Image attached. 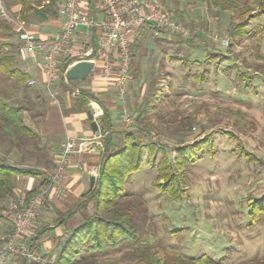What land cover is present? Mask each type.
<instances>
[{
	"label": "rangeland",
	"instance_id": "rangeland-1",
	"mask_svg": "<svg viewBox=\"0 0 264 264\" xmlns=\"http://www.w3.org/2000/svg\"><path fill=\"white\" fill-rule=\"evenodd\" d=\"M160 1L187 35L158 29L168 38L160 47L159 95L149 111L157 129L151 138H136L164 148L168 164L179 175L169 186L174 192L158 191L151 182L162 153L151 165L144 152L141 168L126 186V193L139 195L146 205L144 237L155 249L163 246L183 257L207 254L237 264L264 255V216L252 224L247 215L248 201L264 196V0H226L231 8L224 9L214 5L216 0ZM4 2L15 19L17 1ZM243 21L247 25L232 35V27ZM5 38L0 36V47ZM143 73L142 85H135L145 97L126 110L133 120L130 126L121 121L126 131L137 130L134 116L152 90L148 63ZM193 142L200 147L195 158L178 167L175 148ZM5 207L0 238L10 229L8 201ZM5 226L8 231L2 232Z\"/></svg>",
	"mask_w": 264,
	"mask_h": 264
},
{
	"label": "crops",
	"instance_id": "crops-1",
	"mask_svg": "<svg viewBox=\"0 0 264 264\" xmlns=\"http://www.w3.org/2000/svg\"><path fill=\"white\" fill-rule=\"evenodd\" d=\"M98 5L99 0H81L82 9L96 21L102 18ZM20 10L21 4H15L13 11L17 17L14 20L23 21L24 29L36 39L52 38L61 29V19L58 14L45 22L26 21L20 17ZM9 13L11 14L10 11ZM12 29L15 32L13 37L16 38L14 40L11 37L5 38L4 42L11 41L15 45L13 63L15 71L12 77L0 76V99L10 104L16 102L22 106L23 122L32 130L34 137L28 136L21 143L14 144L0 130V157L17 166L31 167L42 172L40 177L17 178L15 195L25 194L28 190L41 186L42 179L48 180L46 185L39 188V191L46 190L45 199L31 226L28 240L32 252L56 257L66 237L80 226L85 216L92 213L93 203L87 200V195L91 191L89 176L93 175L96 180L106 150L122 147L126 130L123 128L120 116L124 110H132L134 106L136 107V103L144 100V91L138 90L135 83L142 85L140 80L145 75L143 73L145 63H148L147 76L149 78L158 76L160 68L158 61L163 59L160 47L165 43L162 42L163 39L168 37L164 31L158 30L161 28L153 24H145L137 31L131 44H133L132 51L135 50L138 56L136 63L128 71L124 85L125 93L121 97L116 85V67L109 76H104L102 61L97 58L99 27L97 24L80 27L73 38L72 46L81 54L72 58V62L89 60L93 66L83 80L69 83L65 77H61L53 82L50 87L51 95L45 86L41 56L38 54L35 58L23 59L19 54L21 43L17 22ZM136 40L140 41L138 47ZM110 56L116 61L112 53ZM72 62L68 67L73 64ZM114 65L116 66L117 62H114ZM15 74L24 75L25 81H16ZM31 79L35 80V83L28 85L27 81ZM53 96L58 100L52 99ZM91 102L98 104L103 112L98 119V129L95 132L92 131L87 116ZM102 116L105 117V128ZM94 135L99 137L94 139ZM67 137L77 141L92 140V147L80 153H71L59 182L50 185L49 175L56 166L58 155ZM6 228V226L1 228L2 232H7ZM14 264H22V262Z\"/></svg>",
	"mask_w": 264,
	"mask_h": 264
},
{
	"label": "trees",
	"instance_id": "trees-1",
	"mask_svg": "<svg viewBox=\"0 0 264 264\" xmlns=\"http://www.w3.org/2000/svg\"><path fill=\"white\" fill-rule=\"evenodd\" d=\"M5 1L8 2V0ZM16 1L21 4L19 14L22 19L45 22L57 16L58 6L62 0ZM42 1H47V3L39 7ZM4 4L7 9L10 8L9 4L5 2ZM214 5L218 7L222 5V9L231 8L226 0H216ZM260 11L264 10L260 9ZM243 15L246 16L247 14L243 13ZM245 25H247L245 21L234 25L231 34L235 35L238 27ZM0 31H2L0 36L5 35L7 38L15 35L6 20L0 19ZM139 42L136 40L137 47L140 46ZM1 45L3 46L0 47V73L12 77L15 71L13 68L15 45L11 41H5ZM132 45L129 47V70L136 63L138 56L135 50L132 51ZM4 47L7 49L3 51ZM71 62L72 60L63 61L60 65L62 78V73ZM14 78L16 81H25V76L22 74H15ZM151 80L152 90L150 89L151 92L144 104L142 103V108L134 116L137 130L125 132L121 148L108 149L104 152L95 184L87 195V200L93 203V211L85 216L80 226L66 237L56 254V264H231L226 257L214 259L207 254L183 257L173 250L166 251L163 246H158L155 249L144 237L145 224L148 219L146 205L139 195L126 193V186L131 175L142 166L144 152L149 153L147 161L151 165H154L157 154L162 153L158 164L155 165L157 176L151 182L158 191L174 192L173 185L171 188L169 186L176 181L179 175L174 173L171 165L168 164L164 148L157 146L153 140L142 142L136 138V134L151 138L152 130L157 129L149 120V111L154 107L156 101L154 98L159 95V88L156 86L159 80L157 77L151 78ZM22 111V106L10 104L0 99V130L14 144L21 143L28 136L34 137L32 130L23 122ZM161 116V114L158 115V119ZM189 120L190 118L185 119L186 122ZM102 121L105 128L104 116H102ZM184 125H182L183 128ZM166 128L167 124L164 123V129ZM175 130L177 131V127ZM198 145L197 142H193L177 146L174 163L181 167L186 162L193 161L197 154V148H200ZM41 175L42 172L35 168L17 166L0 158V219L6 211L5 202L14 196L17 178L23 176L40 177ZM160 177H165V180L160 182L158 179ZM47 183V179H42L41 186L32 188L25 193L26 198L29 199L36 195L39 188ZM174 196L177 195L174 194ZM247 206V215L252 224L259 217L264 216V196L259 200L248 201ZM237 264H264V255H256Z\"/></svg>",
	"mask_w": 264,
	"mask_h": 264
},
{
	"label": "built area",
	"instance_id": "built-area-1",
	"mask_svg": "<svg viewBox=\"0 0 264 264\" xmlns=\"http://www.w3.org/2000/svg\"><path fill=\"white\" fill-rule=\"evenodd\" d=\"M98 6L102 18L96 21L82 9L81 0H63L58 6V15L61 19L60 31L52 38L36 39L24 29L23 21L12 18L4 2L0 0V19L17 22L18 37L21 43L20 56L23 59L35 58L38 54L41 56V68L45 75V86L49 92L51 84L61 78L60 65L62 62L72 60L81 54L72 46L73 38L80 27L95 24L99 27L97 58L102 61L104 76H109L116 67V85L121 97L125 93L124 85L129 70V47L141 26L153 24L170 33L187 35L186 29L160 0H99ZM221 43L226 44L227 41H221ZM111 53L116 61L111 58ZM114 62H117L116 66ZM64 72L63 77H65ZM34 83L33 79L27 81L28 85ZM90 111L92 118L98 122L103 113L101 107L91 102ZM120 118L125 125H132L133 120L125 110ZM97 137L99 136L94 135V139ZM91 147L92 140L77 141L72 137H67L58 155L56 166L49 175L50 185L59 182L71 153H80ZM45 191H39L29 199L25 194H14L8 200L7 217L10 229L5 237L0 238V264H14L20 261L22 264H56L55 256L32 252L28 240L31 226L44 202Z\"/></svg>",
	"mask_w": 264,
	"mask_h": 264
},
{
	"label": "water",
	"instance_id": "water-1",
	"mask_svg": "<svg viewBox=\"0 0 264 264\" xmlns=\"http://www.w3.org/2000/svg\"><path fill=\"white\" fill-rule=\"evenodd\" d=\"M93 63L89 60H78L74 62L71 66L67 67L64 72L66 79L71 80H83L89 74ZM87 116L90 120V126L93 132L98 129V122L92 118L90 109L87 110ZM95 182V177L93 175L89 176V190H92Z\"/></svg>",
	"mask_w": 264,
	"mask_h": 264
}]
</instances>
